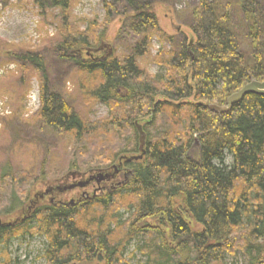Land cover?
Segmentation results:
<instances>
[{
    "label": "trees",
    "instance_id": "16d2710c",
    "mask_svg": "<svg viewBox=\"0 0 264 264\" xmlns=\"http://www.w3.org/2000/svg\"><path fill=\"white\" fill-rule=\"evenodd\" d=\"M117 1L104 2V18L82 21L81 30L70 20L71 0H33L41 13L59 12L52 58L16 47L8 57L20 69V100L29 77H40L37 117L70 145L69 169L98 167L114 174L105 184L123 180L38 205L46 197L31 201L28 188L39 178L1 174L0 264H22L8 251L11 241L36 238L45 241V264H130L135 252L143 264H227L238 253L245 264H264V96L245 95L227 113L209 109L264 81V1L199 0L189 9L196 41L186 44L161 30L154 3L126 0L118 40H130L102 55ZM143 58L164 75H150ZM61 79L85 104L105 105L107 116L78 112Z\"/></svg>",
    "mask_w": 264,
    "mask_h": 264
},
{
    "label": "rangeland",
    "instance_id": "374dc122",
    "mask_svg": "<svg viewBox=\"0 0 264 264\" xmlns=\"http://www.w3.org/2000/svg\"><path fill=\"white\" fill-rule=\"evenodd\" d=\"M111 0H71V22L83 30L86 25L82 21L96 19L101 21L105 16L104 2ZM145 3H154V13L162 31L168 37L185 38L186 44L196 38L192 34L189 19V9L195 7L199 0H142ZM264 1V0H262ZM126 0H118L115 6L119 14L113 18L108 26L106 40L98 47L104 55L110 54L112 45L128 42L126 37L119 42V33L122 28V14L127 11ZM119 5V6H117ZM58 10H46L41 13L34 6L33 0H0V175L6 172L28 170L35 178H39L30 185L29 193L31 201L33 197L42 194L46 189L53 191L52 197L38 205L54 202L57 200H76L78 196L86 193L88 196L93 192V184H86L90 176L98 174V167L87 168L82 172L71 171L69 165L70 145L65 144L60 138L48 131L42 121L37 117L40 108L38 75H32L28 79L29 89L24 99L20 100L21 88L15 89L20 76V69L16 62L9 59L10 51L14 47L22 50H40L47 60L52 58L50 48L56 39L59 25ZM126 40L125 42H123ZM130 44V42H129ZM168 47V45H166ZM158 38H153L151 56L159 49ZM119 51L121 49L119 48ZM140 66L150 75H164V70L150 63L147 58L139 60ZM67 74L64 75V78ZM66 79V78H65ZM58 80V88L64 90L66 100L78 112L90 120L102 119L107 116L108 109L103 104L89 105L82 102L76 85L68 80ZM52 83L50 82V85ZM13 85V90H12ZM18 86V85H17ZM54 86V84H52ZM56 88V87H53ZM227 166L230 158H226ZM95 168V169H94ZM43 173V177L42 174ZM112 174L110 170L106 171ZM123 180L122 174L110 184L101 182L100 188L113 189ZM53 188V189H52ZM96 191V190H95ZM75 198V199H74ZM35 200V199H34ZM31 204V202H29ZM45 241L40 238L33 240H13L8 251L12 259L19 260L22 264H45L40 259ZM136 242L128 248V254L135 252ZM135 257L130 259V264H143V258L135 252ZM227 264H245L241 254L235 258L228 257Z\"/></svg>",
    "mask_w": 264,
    "mask_h": 264
},
{
    "label": "water",
    "instance_id": "95a60500",
    "mask_svg": "<svg viewBox=\"0 0 264 264\" xmlns=\"http://www.w3.org/2000/svg\"><path fill=\"white\" fill-rule=\"evenodd\" d=\"M248 94L264 96V81L262 82H258L255 80L250 81L248 84L244 85L238 92L230 95L227 98L226 104L224 106L211 105L209 106V109L218 114L227 113L231 110V107L233 105L239 103L242 100V98ZM139 143H140L139 150L142 153L144 147V135L141 132L139 137ZM116 172L117 171L115 170V173ZM113 177L114 175L98 173L95 177L93 176L89 177L86 184L90 183L93 179H95L96 183L99 185L102 181H107L109 179H112ZM45 194H47V192Z\"/></svg>",
    "mask_w": 264,
    "mask_h": 264
},
{
    "label": "flooded vegetation",
    "instance_id": "af4514ba",
    "mask_svg": "<svg viewBox=\"0 0 264 264\" xmlns=\"http://www.w3.org/2000/svg\"><path fill=\"white\" fill-rule=\"evenodd\" d=\"M103 174H107V175H114V174H108V173H106V171L104 172H102ZM119 174V171L117 170V172H116V176ZM94 177V176H93ZM110 181V180H109ZM104 182V181H103ZM102 182V183H103ZM107 181H105V183H106ZM94 183V184H93ZM93 184V188H94V193H96V191L95 190H97V189H100V185H98L97 183H96V181H95V179H93L91 182H90V185H92ZM53 189V188H52ZM47 192V191H46ZM46 192H44V193H42L41 195H39V196H37V195H35L34 196V198H40V199H43L44 197H46L47 195H49V196H51L54 192L53 191H48L47 192V194H45Z\"/></svg>",
    "mask_w": 264,
    "mask_h": 264
}]
</instances>
